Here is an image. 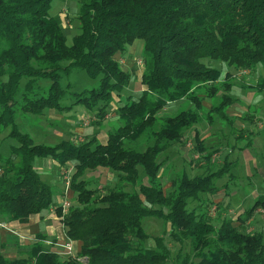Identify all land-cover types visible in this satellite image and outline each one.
<instances>
[{"label":"trees","instance_id":"trees-1","mask_svg":"<svg viewBox=\"0 0 264 264\" xmlns=\"http://www.w3.org/2000/svg\"><path fill=\"white\" fill-rule=\"evenodd\" d=\"M53 1L0 0V126L10 128L19 143L10 157L0 154V221L28 224L54 209V188L42 180L34 160L71 165L78 205L65 215L62 205L55 211L66 239L80 246L76 256L63 259L47 246L45 235H38L31 249L16 258L0 252V264H264L263 233L240 231L264 208V197L219 226L204 209L206 198L220 191L216 182L235 167L226 157L215 170L219 148L205 146L195 131L196 152L206 161L203 172L178 174L168 193L161 177L169 165L168 151L201 124L204 102L217 84L230 89L226 80L232 75L212 62L237 70L260 68L253 89L264 92V0H80V32L71 45L60 19L50 14ZM136 40L144 41L143 91L137 100H123L133 75L116 56ZM74 71L84 72L97 87L71 92L72 85L63 83ZM43 80L50 85L43 86ZM200 90L213 93L199 97ZM67 97L74 99L69 106L63 104ZM116 97L121 126L108 133L105 143L92 138L79 144H35L17 123V106L37 117L83 106L98 125ZM225 99L220 107L212 106L210 119L231 105ZM183 100L192 107L161 117L157 128L158 115ZM99 169L115 172V183L106 185L103 195L88 178ZM153 219L164 221L171 231L147 247L151 237L144 223ZM185 242L193 254H182ZM169 244L177 247L175 260Z\"/></svg>","mask_w":264,"mask_h":264},{"label":"rangeland","instance_id":"rangeland-1","mask_svg":"<svg viewBox=\"0 0 264 264\" xmlns=\"http://www.w3.org/2000/svg\"><path fill=\"white\" fill-rule=\"evenodd\" d=\"M79 3L80 0H54L52 3L50 14L60 19L68 45L72 44L73 38L80 32ZM143 56V40H136L116 56L121 68L133 75L129 87L122 93L123 100L128 96H133L137 100L142 94L143 86L140 80L145 68L143 65L139 66V62H145ZM212 67L223 71L224 75L228 73L232 75V77L228 76V80H226L231 84L230 89L224 88L220 83L217 84V91L211 92L213 96L205 100L207 103H204L205 108L203 114H201L203 119L201 124L196 126L195 129L187 131L184 137L173 144L168 151L165 157L169 165L162 172L161 177L162 183L166 182L164 188L166 189L165 192L168 193L172 184L171 180L181 176L178 174L187 172L193 177L203 172L206 161L200 160L201 154L196 152L195 131L200 133V139L206 140L205 146L211 149L219 148L214 155V160L217 163L215 170L222 166L226 157L229 158V162H235V167L231 169L229 175L216 182L220 190L219 193L212 198H206L209 204L204 209L211 221L219 226L225 219H232L238 213L244 214L255 205L258 198L264 197V92L258 93L252 87L262 74L260 68L256 71L237 70L219 62H212ZM50 83L49 80L42 81L43 86H49ZM66 84L72 85L71 92H81L84 89H92L98 85L97 82L92 81L84 72L80 71H74L71 77L67 81L65 80L63 86ZM211 93L200 90L198 95L201 97L200 94ZM226 96L229 97L231 105L223 107L220 115H216L217 113L212 114L213 117L210 119L209 114L212 108L224 104L227 101ZM73 102V98L67 97L63 104L69 106ZM118 105L119 98L116 97L111 109H108L105 119L98 125L96 123L97 118L90 117V113L83 106L73 107V110L68 112L50 111L44 117L25 113L19 110L20 106H17L16 116L22 132L29 134L35 144L54 146L62 140H72L79 144L92 138L105 143L108 140V133L121 126L116 111ZM191 107L192 105L188 100L171 104L158 115L157 128L161 117H173L179 111H185ZM141 141V144L145 143V138ZM18 145L19 143L10 136V128L0 126V154L6 159L10 157L11 148ZM144 147L141 146L142 149ZM1 160L2 157L0 156V164L3 162ZM34 166L38 171L42 167L45 168V170L41 169L39 174L43 181L54 188V208L59 205L58 197L60 198V205L65 200H67L70 207L78 205L71 190V185L69 189L64 182L63 173L65 171L71 172L72 181L75 169L71 165L61 167L49 159H36L34 160ZM2 173L3 169L0 170V175ZM88 178L92 182L91 188L97 190L98 194L103 195L105 194V186H112L115 183V172L113 170L106 172L99 169L89 174ZM139 183H142V181H139ZM144 183L147 184V180ZM138 184L136 189H138ZM127 190L130 191L131 187H128ZM259 209L264 211V208ZM66 213L62 209V214L65 215ZM48 214L49 211L46 212L47 216ZM253 216L252 226L244 225L240 227V231L242 233H252L253 229L255 232H262L264 237V214L256 213ZM51 221L54 230L59 231L55 232V235H62L59 222L54 219H51ZM43 227V225H39L37 229L41 230ZM144 228L145 232L151 237L146 241L147 247H154L153 238L166 236L171 231L170 226L166 225L164 221L154 219L146 221ZM63 237L59 240L54 239L53 242L55 243L52 242L51 238L48 239L50 241L48 243L53 244L47 246L60 252L62 254L61 258L65 259L69 256L66 255L64 249L58 247L69 242L65 236ZM77 245L73 241V256H76L79 249ZM169 247L175 260L178 253L177 247L173 244H169ZM181 252L184 256L193 254L189 242H185Z\"/></svg>","mask_w":264,"mask_h":264},{"label":"crops","instance_id":"crops-1","mask_svg":"<svg viewBox=\"0 0 264 264\" xmlns=\"http://www.w3.org/2000/svg\"><path fill=\"white\" fill-rule=\"evenodd\" d=\"M204 103H207V102H204ZM41 169L45 170L44 167H42ZM58 202H59L58 204L60 205L59 197H58ZM54 209L49 210L48 216L46 215V212H45L41 215L32 217L28 224H21L19 222H6L3 220L0 221V224L5 225L4 228L0 227V252L9 258H16L21 253H25L31 249V246L32 244L36 242V238L38 235H45L47 237V243L49 241L48 239L50 238L52 242L54 241V239L59 240V238H64L63 236H65V232H64L63 225L61 224L60 218L57 216ZM256 213L264 214V211L258 208L254 214L256 215ZM240 215H242V213H238V215L232 219H236ZM51 219H54L59 222L60 228L62 229V235L61 234L55 235V232H59V231L54 230L52 223H51L52 222ZM253 219H254V216L246 225L251 227L254 222ZM39 225H43L44 226L43 229L38 230L37 228ZM252 231L255 232V230L253 229ZM53 237L55 238L53 239ZM56 245L58 246V244ZM77 246L79 248L80 244H78Z\"/></svg>","mask_w":264,"mask_h":264},{"label":"built area","instance_id":"built-area-1","mask_svg":"<svg viewBox=\"0 0 264 264\" xmlns=\"http://www.w3.org/2000/svg\"><path fill=\"white\" fill-rule=\"evenodd\" d=\"M140 65H143L144 66V63L142 61H140L139 62V66ZM63 176H64V182L66 184V187L69 188L70 185H71V172L70 171H65L63 173ZM69 207H70L69 203L67 202V200H65V202L62 204V209H63L64 213L67 212V210L69 209ZM0 227L4 228L5 225L4 224H0ZM68 241L69 242L67 244L61 245L59 247H61L62 249L65 250V253H66L67 256L74 257L73 256V251H74V249H73L74 248L73 247V241H71V240H68ZM47 244L51 245L52 243H47ZM82 261H86V260L83 259Z\"/></svg>","mask_w":264,"mask_h":264}]
</instances>
